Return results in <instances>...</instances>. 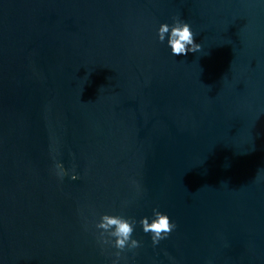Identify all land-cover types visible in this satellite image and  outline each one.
Masks as SVG:
<instances>
[{
	"label": "water",
	"instance_id": "water-1",
	"mask_svg": "<svg viewBox=\"0 0 264 264\" xmlns=\"http://www.w3.org/2000/svg\"><path fill=\"white\" fill-rule=\"evenodd\" d=\"M177 14L204 45L183 62L152 40ZM257 112L256 0H0V261L105 264L77 208L132 199L134 180L129 214L178 227L156 249L138 228L133 264H264ZM52 147L87 178L59 184Z\"/></svg>",
	"mask_w": 264,
	"mask_h": 264
},
{
	"label": "clouds",
	"instance_id": "clouds-1",
	"mask_svg": "<svg viewBox=\"0 0 264 264\" xmlns=\"http://www.w3.org/2000/svg\"><path fill=\"white\" fill-rule=\"evenodd\" d=\"M256 5L264 7V0H256ZM197 36L198 33L194 31L192 23L179 14L153 25V42L163 46L168 56L176 61V58L202 53L204 45L197 42ZM183 61L185 60L181 59L177 62ZM262 115L264 114L257 112L256 120ZM69 156L71 162L66 167L59 149L50 148L49 172L59 184L66 180L72 183L82 181L90 172V167H86L83 172L79 170L74 152H70ZM131 183L135 186L137 196L132 199H121L117 206L77 208L82 231L91 237L99 254L104 257L105 264H133L139 250L144 247V241L136 237L138 228L148 237L151 247L156 249L162 241L168 240L178 227L170 215L159 206L152 207L149 214L139 218L129 214V209L137 204L139 194L142 192L136 181L133 180ZM0 264L3 262L0 261Z\"/></svg>",
	"mask_w": 264,
	"mask_h": 264
}]
</instances>
